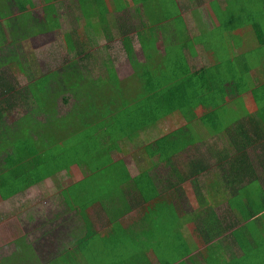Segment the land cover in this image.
I'll list each match as a JSON object with an SVG mask.
<instances>
[{"label": "trees", "instance_id": "1", "mask_svg": "<svg viewBox=\"0 0 264 264\" xmlns=\"http://www.w3.org/2000/svg\"><path fill=\"white\" fill-rule=\"evenodd\" d=\"M56 1L62 0L46 4L37 18L26 1L14 0L19 14L13 18V27L19 40L29 32L64 31ZM80 1L74 4L76 0H71V6L62 1L59 6L61 11L69 8V19L73 16L77 23H82L81 18L86 20L81 26L83 35L72 24L75 53L69 50L68 54L73 53V58L67 55L64 62L59 60L57 69L36 72L31 82L20 88L10 68L14 61L22 65L19 56H0V196L9 200L48 179L60 188L50 197L57 198L60 212L57 208L52 217H46L39 210V217L44 218L38 222L40 228L7 249L10 257L7 263L0 260V264H153L149 250L158 257L159 264H201L197 257H191L196 249L205 264H222L211 246L201 249L199 244H209L216 231H231L234 240V255L223 264H264V27L259 28L261 36L255 37L260 46L252 50L259 53L258 66L226 57L229 47L239 51L237 42H244L241 38H226L228 29L235 30L226 23L236 11L242 12L255 2L232 0L235 10L225 15L230 21L224 19L222 25L226 27L219 28V38L209 37L197 50L196 40L179 13L181 0H91L99 11L97 16L87 11L85 2L79 5ZM27 2L34 8L32 0ZM12 3L0 0L4 18L11 17ZM79 6L80 17L76 15ZM163 8L170 23L165 24L161 18ZM112 12L118 17V34L108 18ZM93 16L97 20L101 17L103 24L94 27ZM174 28L178 32L176 40L175 31L167 33ZM117 35L133 70L125 79L118 73L117 50L113 53L119 43ZM161 39L163 47L159 46ZM209 39L214 40L212 46L220 56L209 54ZM103 42L107 45L102 46ZM136 43L144 54L143 61L134 48ZM102 83L112 85H108L111 100L106 105L86 104L102 94ZM86 85L90 90H84ZM251 90L255 110L248 111L244 93ZM236 100L247 109L249 119L244 121L237 115L227 124L225 120L235 112L227 116L225 111L231 103L237 108ZM18 109L23 112L8 120ZM179 113L185 119L184 125L164 137L145 141L147 129L166 125V119ZM207 139L213 140L202 151ZM221 143L224 148L219 147ZM228 146L237 151L229 155ZM191 151L197 154L191 155ZM129 157L144 167L134 177L126 161ZM163 165L173 169L168 191L157 189L151 177ZM74 166L81 169L84 179L63 188V179L75 177ZM199 176L209 181L201 184ZM177 178L182 185L175 182ZM187 182L192 184L193 194L184 186ZM137 192L142 199H136ZM191 199L197 200V208L192 207ZM150 204L155 210V219L147 227L151 229L150 239L161 237L167 226L166 214L161 212L169 216L168 229L181 236L183 225L178 211L192 218L193 231L186 236L189 238H175L185 253L180 255V250L172 247L163 256L167 249L156 248V241H151V249L144 248L140 239L126 247H119L117 241L100 246L99 239L106 236L94 232L96 222L91 210L102 213L101 219L106 216L103 224L110 229L109 240L117 232L118 240L125 213ZM35 214L32 210L28 217L35 219ZM63 215H69L66 223L60 220ZM41 227L50 230L43 232ZM56 228L59 236L68 238H59L61 246L54 250L46 247L43 239L54 235ZM139 233L144 235L143 231ZM102 248H112V259L100 258L101 253L95 249Z\"/></svg>", "mask_w": 264, "mask_h": 264}, {"label": "rangeland", "instance_id": "2", "mask_svg": "<svg viewBox=\"0 0 264 264\" xmlns=\"http://www.w3.org/2000/svg\"><path fill=\"white\" fill-rule=\"evenodd\" d=\"M12 1L14 4L12 3L10 6V10L12 11L11 17L4 18L0 13V56L1 58L3 56H5L6 58L7 57L13 58V56L17 58L19 56V60L21 61L22 65L21 66L17 65L16 63L18 62L14 61V63L11 64L10 68H11V72L15 76L16 82L19 84V87L21 86L20 88H22V87H25L27 84H29V81L31 82V79L35 77L34 75L36 72L41 71L43 73H46L48 71L57 69L59 65V60L60 61L62 60L64 62V59H66L67 55L68 57L73 58L74 56L73 53H75V49L73 45V40L71 38V35H72L71 31L74 30V27L72 26V24L73 25L75 24L78 25V24L76 22L74 24V22L72 21V17L71 19H69L68 16L71 15L69 14V8H66V9L64 8L63 11H61L59 7L62 1L65 2V5L68 4V6H71V0H62L60 1V3L56 1L55 5L57 6V8H59L60 10L59 12L62 13L61 22H62L64 31L63 32L62 31H48L46 33H39V34H32L31 32H29L30 34H27L26 37H23L22 39L19 40L18 37L16 36L14 27H13V25L15 24V21L13 20V18L19 14V10L17 9L16 7L17 5L15 4L14 0ZM24 1H26L27 8L32 9V12L35 13L37 18H39L40 14H42L43 8L46 4L54 2V0H32L34 3V8H31L29 7L30 6L29 2H27V0H24ZM253 1L255 2L254 3L255 4L254 6H256L255 8L258 11H260L262 1L261 0H253ZM74 4H77V0ZM92 8L95 10V14L97 16L99 11L95 9V6H92ZM109 18L111 19L112 28L114 32L118 34V31L116 30L117 29L116 25L118 22L117 15H115V13H111L109 14ZM101 20L102 19L100 17V25L103 24ZM80 25L81 24H79V26ZM77 29L79 30L81 35L85 34V31L82 27H79ZM117 39L119 42V39H120L119 35H117ZM84 40L86 42L87 39L84 38ZM259 43H260L259 39L256 40L255 38H252L251 40H249L247 44L241 46V50L239 51V56H241L243 63L245 62L252 63V64L255 63V65H257L258 61H260L259 53L258 52L252 53V50L259 47L260 46ZM102 44H104L102 46L107 45L104 42ZM122 48L123 47L121 46L120 42L117 43L116 49H114L113 53H115L117 50L118 58L116 61V65L118 68V73L122 79H125L132 74L133 70H132V65L130 64L129 59H127V56L122 50ZM134 48L136 49L138 58L143 61L144 54H142L141 52L140 45L136 43L134 45ZM69 50H71V52L73 53L68 54ZM232 56H233L232 52L229 51V54L226 57L231 58ZM254 72H257V71H254ZM108 85L112 86L111 84L106 85L104 83H102V85H99L103 87V88H100V92L102 94L93 99H88V101H86V104L96 103L98 105H106L108 101L111 100V93H112ZM84 90L85 91L90 90V85H86ZM246 96L248 97L246 102L253 105L254 104L253 94L249 92ZM234 105L237 106V108H233L232 103H231L227 106L229 111H225V113L227 114V116H229V115H233V112H235V116H233L230 119H226L225 122L227 124H231V122L237 115H240L241 116L240 118L243 117V120L247 121L249 119V117L246 116L248 113L247 109H245V107L242 104H240L238 100H236V103ZM22 112L23 111L21 109H18V111H15L14 113H12V115H10V119L8 120L11 121L14 115H18V113H22ZM222 118L224 119V117ZM184 123H185V119L183 115H181L180 113L176 114V116H173L170 119H167L166 125L159 124L157 128L147 129L145 132V139L151 140L155 138L156 136L161 135L163 132L162 129L167 128V125H168V128H167L168 130V129L175 128L177 126H182L184 125ZM211 140L209 139L205 140L206 143H204V146L201 148L202 151L204 150L205 145L210 144ZM219 147L224 148V145H222L221 143ZM226 151L229 155L230 154L233 155L237 151V149L234 146H228L226 148ZM192 154H194L193 151H191V155ZM185 157L186 159H188L190 158V155L189 156L186 155ZM126 161H127L128 166L131 168L132 172L136 173L134 171L135 164L132 161V158L129 157L128 159H126ZM72 171L74 172L77 180L83 179L84 175L78 166L76 167L74 166L72 168ZM215 173L219 174V170L217 168L215 169ZM199 179H201L202 181L201 177ZM71 181H73L72 178L69 179L67 183ZM62 182L63 181H61L60 184H62ZM48 183L49 184L47 188L46 186L44 187L42 186L41 188L27 189L23 193H20L12 197L9 200H4L0 196V213H3L4 215V218L0 220V233L4 227L5 228L9 227L8 233H9L10 239L16 238L17 235H18V239H21L22 236L26 235L28 232L30 233L36 232L37 227L40 228L41 224L39 223L40 222L42 223L44 218L42 216L39 217V214H38L39 210L43 211V213L40 212L41 215L44 214V216L46 217L53 216L54 214L53 211L56 212L58 208V202H57L58 200L57 198H50V197L59 191V190L57 191V188H59L58 187L59 184L54 183L56 185H53V183L51 182H48ZM187 188H190L191 189L190 193L193 194L192 186H187ZM221 195H222L221 196L222 199L225 198L223 194ZM63 208L68 210L67 207L66 208L63 207ZM32 210L36 213L35 219H30L28 217L29 212ZM57 212H60L59 208ZM68 213L72 214L71 211H68ZM92 215L95 216L96 212H92ZM60 220H64V223H66L67 220H69V215H63L60 218ZM101 226L102 225L97 224L96 228L101 229L102 228ZM41 230L43 232H46L47 230H50V229L41 227ZM56 231H58L57 228H56ZM56 231L54 232V235H48L46 236L45 239H43L45 241L44 243L45 246L53 247L54 250L59 249V246H61L60 242L51 243L52 240L55 241V238H52V237L56 235ZM32 237H33V234H32ZM59 237L63 238V236H59ZM222 243L223 242L219 244L223 245ZM155 247L156 248L158 247L157 243H155ZM166 247L167 246L165 244L164 245L161 244V249L166 250ZM139 250L141 249L139 248ZM95 251L96 252L99 251L101 253L100 255L101 259H104V260L105 258L112 259L111 257V254L113 253L112 248H102L100 250L95 249ZM214 254H216L215 258L220 263L223 264L224 261L225 263L228 261L227 259L225 260V257H221L219 255L220 253L215 252ZM55 255L56 254H50L51 257H54ZM197 258H199V256H197ZM200 263L205 264L202 260H200Z\"/></svg>", "mask_w": 264, "mask_h": 264}, {"label": "crops", "instance_id": "3", "mask_svg": "<svg viewBox=\"0 0 264 264\" xmlns=\"http://www.w3.org/2000/svg\"><path fill=\"white\" fill-rule=\"evenodd\" d=\"M196 1H197L196 4H193V3H191V1L181 0L180 1L181 4L179 5L181 7V10L179 9V13H180V16L184 19L183 23L186 26L187 31H190V36H192L196 40L197 50H199V48H202V46L204 44H206L205 40L208 39L209 37L216 38V39L219 38V32L222 31V30H219V28L226 27V26H228L230 28L232 27V29L233 28L235 29V30L228 29V33L226 35V38L231 37L234 39L235 38L236 39H238V38L244 39L243 43L237 42L239 44V49L241 48L242 45L247 44L249 42V39L261 36L259 28L264 27V7L262 5H261L260 11H258L256 8H252V7H256V6H254L255 4H253L252 6H249L248 9H246V10L244 9L242 12L236 11V14L233 16L234 18L233 17L230 18V20H231L230 21L229 18L226 17L225 15H227V13L234 12L233 10H235L232 8V5H231L232 0H196ZM83 2H85L87 4L86 6H88V7H86L87 11L91 12V14H93V15H96L93 8H92V6H95L93 4V2L91 0H81L79 5H81V3H83ZM252 10H254V11L252 12ZM161 12H162L161 18L166 20L165 24H167V22L170 23L169 22L170 20L168 19L169 16L164 14V8L162 9ZM80 13H81V11H80V6H79V10L76 11V15L80 17ZM112 13L116 14V12H112ZM224 19L227 21H230V22L226 23V26L222 25L224 22ZM81 20H82V23H77L76 19L72 16V21L74 22V24H75V22L78 24V25L75 24L73 26H75L76 28L84 26L86 23V20L83 18H81L80 21ZM109 20L111 22L110 18H109ZM91 21H92L94 27L101 26L100 20L95 19L94 16L91 18ZM79 24H81V25L79 26ZM165 24H163V25H165ZM174 31L176 32L175 28L172 31H167V33L168 32L171 33ZM211 31L213 33H211ZM249 33H251V34H249ZM174 34H175V40H176L178 32H176ZM165 38L166 37H164V39ZM223 38H225V37L223 36ZM234 39H233V42H234ZM226 42H227V40H226ZM213 43H214V40L209 39V47H208V50H210L209 54L212 55V53H213V55L220 56L219 50L216 51L213 48V46H212ZM158 45H159V43H158ZM231 45H233V43H231ZM159 46L163 47L162 39H161V45H159ZM229 51H231L233 54V56L231 57L233 59V61H235V62L242 61L241 56H239L240 50L237 51V49L232 46L231 48L229 47ZM222 52H224V49H222ZM236 52L238 53V55ZM205 54H208V53H205ZM249 92L252 93V90L245 92L244 96H246V94H248ZM254 104H255V101H254ZM254 104L251 105L248 102H246V107H247L248 111L249 110L253 111V108L255 110ZM165 122H167V119L165 120ZM180 127L181 126H177L175 128L167 130V128H168V126H167V128L162 129L163 132L161 135H159V136H157L151 140H155L159 137H164V136L172 133V130H176L177 128L179 129ZM147 140H149L151 142L150 139H145V141H147ZM216 145H218V143H216ZM194 152H196V151H194ZM128 168H129L133 177L138 175V173L141 172L142 169H144L143 166L135 164L134 165V171L136 173H133L131 168L130 167H128ZM172 171H173L172 167H170L169 165L168 166L163 165V166H161V169H159L157 171V174H151V177L153 178L152 182L157 187V189H163L165 191L170 190V188H171L170 186L172 185L171 184L172 183L171 179H172V175H173ZM200 177L202 178V181H201V179H199ZM71 178L73 179V181L67 183V181ZM83 179H84V177H83ZM83 179H80V180H83ZM178 179L179 178H177V181H175V182H179L182 185L183 181L178 180ZM197 179L201 182V184H202V182H204V180L209 181V179L207 177L204 178L203 176H199V177H197ZM80 180H77L76 176L75 177H68V178L66 177L65 179L62 180L63 182H62L61 186L63 188H68L69 186L73 185L76 181H80ZM48 182H51V183H53V185H56V184H54V181H52L51 179H48L44 183L39 184L36 187H31V188H41L42 186L43 187L46 186V188H47L48 184H49ZM191 185H192L191 183L187 182L184 186H191ZM59 189L60 188H57V191ZM49 195H51V194H49ZM126 199H129V197L127 196ZM136 199H142V197L140 196L139 193L137 194ZM196 201H197L196 199H191V203H193V205H192L193 208H197V202ZM146 208L149 210H146ZM92 212H96V215H95L96 217L92 215ZM154 212H155V210H153V208H151V204L149 207H145V209H141V208L130 209L128 212H126L125 216L123 217V220H125L124 226H123L124 229H123V232L119 233L118 240H117V238L115 239V236H118V232L115 236H112L111 239L109 240L110 233H109V231L107 232V229L108 230H110V229H109V227H105L106 224H103V219H106L105 218L106 216L102 217V219H101L100 214H102V213L97 212V209L91 210L90 214L92 215V217H95V222H96L94 224L95 227H97V224L102 225L101 229L95 228V230H94V232H100L106 236L104 239L102 238V239H99V241H98L99 243H101L100 246H102V247H104L105 245H107L111 242H116V241L118 242L119 247L131 246V245L137 243V241H139V239H140V242L144 244V248H147V249H151V247L154 245L153 242L151 243V241H156L157 246H161V244H163V245L165 244L167 246L166 247L167 252H164L163 256H167L168 251H170V249L172 247L173 248L176 247L174 249H179L180 255L182 253H185V251L182 249L183 245H180L181 242H179V244H177L175 238L180 240V241H182V239H183L182 237L189 238L186 236L189 235V230H190V233L193 231V229H192V227H193L192 226V224H193L192 218H190V216L187 215L186 213L183 214L184 213L183 211L182 212L178 211L179 217L181 218V223L183 225V228L180 231V233L182 234V236H181L179 233H175L172 229H168V228H171L170 220L168 222L169 216L166 212L163 211V212H161V214H163V215L166 214V217H165L166 218L165 219L166 224L165 225H167V226L164 227V230L161 234V237H159L158 239H155V237L157 236L156 235L153 237V239L152 238L150 239L149 235L151 233H148V232H150L151 229H149L147 227L152 225V222L155 219ZM161 214H159V215H161ZM3 218H4V215L0 216V220ZM173 223L174 222L172 220L171 224L173 225ZM166 228L168 230H166ZM142 231L144 232V235H141L139 233ZM8 232H9V227H7V228L4 227L0 233V260L3 261L4 263H7L8 259L10 257L7 249H9L10 247H13L19 241L18 235L16 238L10 239ZM222 237H223V239H222ZM52 238H55V242H57L59 240L60 237H59L58 231H56V235L53 236ZM63 238L67 239L68 237L66 235V236H63ZM193 238L194 237H191L190 239L193 240ZM195 241H196V245H197V239H195ZM221 242H223L222 243L223 245H220ZM199 244H200L201 249H203L207 246H211L214 252L220 253L219 255L221 257H225V260L227 259L228 261H230V259L234 255V246H233L234 240L232 238L231 231H226V232H222V231L217 232L216 231L214 233L213 237L210 238L209 244L208 243H202V242H199ZM94 247H96L95 241H93V247L92 248H94ZM115 247H117V245ZM148 255L150 256L151 263L159 264L158 257L155 256V253L152 250H149ZM215 255L216 254H214V256ZM192 256H194V257L199 256V258H197L199 263H200V260H202L204 262L202 256H200L199 253L197 252V249L193 252L191 257ZM224 263H225V261H224Z\"/></svg>", "mask_w": 264, "mask_h": 264}]
</instances>
